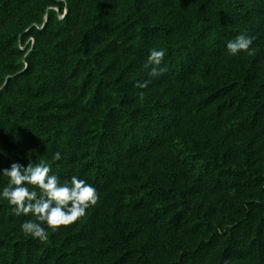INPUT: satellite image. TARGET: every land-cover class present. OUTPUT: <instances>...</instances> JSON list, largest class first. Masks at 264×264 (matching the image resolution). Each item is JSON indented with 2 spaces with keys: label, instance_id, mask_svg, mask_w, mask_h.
<instances>
[{
  "label": "trees",
  "instance_id": "16d2710c",
  "mask_svg": "<svg viewBox=\"0 0 264 264\" xmlns=\"http://www.w3.org/2000/svg\"><path fill=\"white\" fill-rule=\"evenodd\" d=\"M0 150L99 197L43 242L0 201V264H264V0H0Z\"/></svg>",
  "mask_w": 264,
  "mask_h": 264
},
{
  "label": "clouds",
  "instance_id": "9594fccd",
  "mask_svg": "<svg viewBox=\"0 0 264 264\" xmlns=\"http://www.w3.org/2000/svg\"><path fill=\"white\" fill-rule=\"evenodd\" d=\"M252 44V37L240 35L229 41L226 48L232 56L241 52L253 55L255 50ZM164 57L163 49L150 51L143 65L150 77L156 78L164 73L166 69L161 66ZM3 155L0 150V156ZM60 159V152L52 155V160ZM50 173V164L43 158L38 164L29 162L27 166L11 163L9 168L0 171V175L8 178L7 184L0 188V201H7L16 216L30 214L34 217L24 221L20 230L41 242L49 238L47 229L55 232L71 225L84 217L86 210L95 206L99 198L96 189L85 180L73 176L70 181L61 182L55 174Z\"/></svg>",
  "mask_w": 264,
  "mask_h": 264
}]
</instances>
